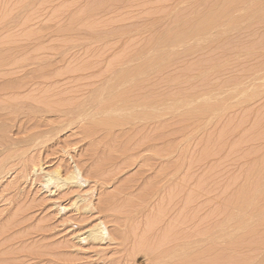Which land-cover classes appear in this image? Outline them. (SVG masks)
Here are the masks:
<instances>
[{
    "label": "rangeland",
    "instance_id": "374dc122",
    "mask_svg": "<svg viewBox=\"0 0 264 264\" xmlns=\"http://www.w3.org/2000/svg\"><path fill=\"white\" fill-rule=\"evenodd\" d=\"M238 1L0 0V264L264 260V0ZM134 79L137 127L109 108Z\"/></svg>",
    "mask_w": 264,
    "mask_h": 264
},
{
    "label": "bare ground",
    "instance_id": "6f19581e",
    "mask_svg": "<svg viewBox=\"0 0 264 264\" xmlns=\"http://www.w3.org/2000/svg\"><path fill=\"white\" fill-rule=\"evenodd\" d=\"M240 1V0H239ZM238 1V2H239ZM235 2V1H234ZM233 2V3H234ZM220 3V2H219ZM231 3V2H230ZM233 3H231V4H233ZM214 4V3H213ZM213 4H211V5H213ZM236 4H238V3H236ZM235 6V5H234ZM222 7V6H221ZM230 7H231V5H230ZM219 8V7H218ZM229 9V8H228ZM217 10V9H216ZM217 13V12H216ZM190 17V16H189ZM184 18V17H183ZM185 20V19H184ZM199 28V27H198ZM204 28V27H203ZM187 29V28H186ZM169 37V36H168ZM176 37H178V36H176ZM125 60V59H124ZM140 64V63H139ZM141 65V64H140ZM129 66V65H128ZM139 67V66H138ZM143 69V68H142ZM151 69V68H150ZM140 70V69H139ZM138 70V71H139ZM95 71V70H94ZM112 72V71H111ZM114 72V71H113ZM118 72V71H117ZM130 73V72H129ZM138 74L137 75H141V74H143L144 73V71L142 70V71H140V72H137ZM155 73V72H154ZM126 74V73H125ZM70 75V74H69ZM153 75V74H152ZM128 76H130V75H128ZM148 76V75H147ZM102 77H104V76H102ZM107 77V76H106ZM146 77V76H145ZM105 78V77H104ZM137 78V77H136ZM80 79V78H79ZM107 79H108V77H107ZM111 79H112V77H111ZM120 79H122V80H125V79H127V76H122ZM155 79V78H154ZM149 80V79H148ZM151 80V79H150ZM152 81V80H151ZM158 82V81H157ZM157 82H155V84H157ZM114 83V82H113ZM149 83H150V81H149ZM159 83V82H158ZM126 84V83H125ZM160 84V83H159ZM163 84V83H162ZM105 85H106V82H105ZM122 85H123V83H122ZM153 86V84H150V86ZM165 85H166V83H165ZM141 86L142 85H140V83H138V81L136 80V79H134V82H133V88L131 89V96H133V95H135L136 97H134V99H131V97H130V95L128 96H122V98L120 97V99L119 100H117V101H115L109 108H110V110H122V108H126V109H128V110H132V109H137V111L136 112H133V113H131L130 115H129V117H127L126 118V120L129 122V123H131V124H135V126L137 127V125H136V123L138 122L139 123V121L140 120H147L149 117H151V114H150V112H148V111H146L148 108H151V107H153L154 106V100L151 98L152 96H150V98H145V99H142V98H140V96H139V94L141 93L140 92V90H141ZM114 87V86H113ZM113 87H111V88H113ZM117 87V86H116ZM104 88H106V87H104ZM118 88V87H117ZM154 87H152V89H153ZM159 88V87H158ZM5 89V88H4ZM107 89V88H106ZM130 89V88H129ZM155 89V88H154ZM163 89V88H162ZM169 89V88H168ZM7 90L9 91V89L7 88ZM98 90V89H97ZM96 90V91H97ZM104 90V89H103ZM102 90V91H103ZM116 90H118V89H116ZM4 91V90H3ZM89 91V90H88ZM102 91H100V92H102ZM110 91V90H109ZM124 91V90H123ZM128 91V90H127ZM159 91V90H158ZM169 91V90H168ZM178 91V90H177ZM5 92H7V91H5ZM107 92V91H106ZM138 92H139V94H138ZM150 91H148V95H151V93H149ZM166 92H167V90H166ZM179 92H180V90H179ZM0 93H2V92H0ZM162 93V92H161ZM165 93V92H164ZM169 93V92H168ZM11 94V93H10ZM78 94V93H77ZM83 94V93H82ZM107 94V93H106ZM114 94V93H113ZM125 94V93H124ZM123 94V95H124ZM1 95V94H0ZM109 95H110V93H109ZM175 95V94H174ZM180 95V94H179ZM4 96V95H3ZM3 96H0L1 98L3 97ZM8 96H9V93H8ZM85 96V95H84ZM119 96V95H118ZM121 96V95H120ZM163 96H166V95H163ZM168 96V95H167ZM209 96V95H208ZM74 97H75V95H74ZM116 97H117V95H116ZM128 97H130V101H128L126 98H128ZM0 98V99H1ZM3 98H5V97H3ZM159 98H161V97H159ZM60 99V98H59ZM114 100V99H113ZM10 101V100H9ZM8 101V102H9ZM104 101V100H103ZM208 101V100H207ZM77 103V102H76ZM89 103V102H88ZM96 103V102H95ZM159 103V102H158ZM163 103V102H162ZM214 103V102H213ZM6 104H8V106H9V103H6ZM81 104V103H80ZM79 104V105H80ZM92 104V103H91ZM97 105V104H96ZM104 105H106V104H104ZM5 106V105H4ZM78 106V105H77ZM101 106V105H100ZM74 107V106H73ZM85 107V106H84ZM90 107V106H89ZM94 107V106H93ZM107 108L108 106L106 105V106H104L101 110H103L104 111V108ZM214 107V106H213ZM3 108V107H2ZM11 108V107H10ZM70 108H72V107H70ZM95 108V107H94ZM154 108V107H153ZM157 108V107H156ZM201 108V107H200ZM207 108V107H206ZM49 109V108H48ZM53 109V108H52ZM69 109V108H68ZM73 109V108H72ZM71 109V110H72ZM74 109H76V106H75V108ZM77 109H79V108H77ZM76 109V110H77ZM138 109H141L140 111H138ZM203 109V108H202ZM75 110V111H76ZM88 110V109H87ZM65 111H67V110H65ZM98 111V110H97ZM108 111V110H107ZM89 112V111H88ZM102 112V111H101ZM104 112H106V111H104ZM116 112V111H115ZM127 112H129V111H127ZM87 113V112H86ZM108 113V112H107ZM112 113V112H111ZM68 113H66L65 115H67ZM82 114V113H81ZM85 114V113H84ZM126 114V113H125ZM191 114V113H190ZM5 116L7 115V114H4ZM4 115L2 116L3 118H4ZM161 117H162V115H160ZM1 117V118H2ZM0 118V119H1ZM67 118V117H66ZM79 118V117H78ZM153 118V117H152ZM95 119V118H94ZM106 119V118H105ZM72 120V119H71ZM92 120V119H91ZM98 120V119H97ZM10 121V120H9ZM96 121V120H95ZM112 121V120H111ZM119 121V120H118ZM184 121H185V119H184ZM181 122V121H180ZM97 123V122H96ZM112 123V122H111ZM115 123V122H114ZM118 123V122H117ZM99 124V123H98ZM119 124V123H118ZM126 124V123H125ZM130 124V125H131ZM90 125V124H89ZM88 125V126H89ZM124 125V124H123ZM149 125V124H148ZM162 125H163V123H162ZM165 125V124H164ZM94 126H95V124H94ZM97 126V125H96ZM98 126H101V125H98ZM113 126H115V124H113ZM122 126V125H121ZM121 126H119V127H121ZM134 126V125H133ZM153 126H155L154 124H153ZM152 126V127H153ZM157 126V125H156ZM135 127V128H136ZM94 128V127H93ZM97 128V127H96ZM107 128H108V126H107ZM110 128H111V125H110ZM123 128V127H122ZM139 128H141L142 130L144 129V127L142 128V127H139ZM138 128V129H139ZM146 128V127H145ZM150 128H151V126H150ZM162 128H164V126L162 127ZM104 129V128H103ZM157 129V128H156ZM120 130V129H119ZM118 130V131H119ZM150 131H151V129H149ZM154 130V129H153ZM160 130V129H159ZM165 130H166V128H165ZM121 131V130H120ZM119 131V132H120ZM133 131H134V129H133ZM144 131V130H143ZM156 131V130H155ZM88 132V131H87ZM131 132V131H130ZM169 132V131H168ZM91 133H93V132H91ZM139 133V132H138ZM148 133H149V131H148ZM151 133V132H150ZM163 133V132H162ZM123 134V133H122ZM140 134V133H139ZM139 134H138V136H139ZM143 134V133H142ZM152 134V133H151ZM128 134L126 133V136H127ZM132 136H133V134H131ZM135 135V134H134ZM141 135V134H140ZM145 135V134H144ZM166 136H167V134H165ZM158 136V135H157ZM166 136H165V138H166ZM116 137H117V135H116ZM128 137V136H127ZM141 137H143V136H141ZM146 137V136H145ZM162 137V136H161ZM94 138V137H93ZM121 138V137H120ZM122 138H123V135H122ZM129 138H132V137H129ZM155 138V137H154ZM127 139V138H126ZM134 139H136V137H134ZM132 140V139H131ZM131 140H129V142L131 141ZM146 140V139H145ZM144 140V141H145ZM127 141V140H126ZM143 141V142H144ZM151 141V140H150ZM154 141H156V140H154ZM133 142V141H132ZM136 142V141H135ZM161 142H162V140H161ZM137 143V142H136ZM129 144V143H128ZM140 144V143H139ZM138 144V145H139ZM141 144H143V143H141ZM146 144V143H145ZM143 146H145V145H143ZM142 146V147H143ZM134 147V146H133ZM112 148V147H111ZM144 149V148H143ZM123 150V149H122ZM131 149H129V151H130ZM140 150H141V148H140ZM151 150V149H150ZM156 150V149H155ZM154 150V151H155ZM147 151V150H146ZM149 151V150H148ZM147 151V152H148ZM135 152V151H134ZM137 152V151H136ZM142 152V151H141ZM149 153V152H148ZM139 154V153H138ZM133 155V154H132ZM155 155V154H154ZM157 155V154H156ZM155 155V156H156ZM74 157V156H73ZM129 157V156H128ZM150 158H148V160H149ZM144 161V160H143ZM117 162V161H116ZM151 164V163H150ZM35 165V164H34ZM154 165V164H153ZM153 165H152V167H153ZM158 165V164H157ZM150 167V166H149ZM3 168V167H2ZM76 168V167H75ZM120 168V167H119ZM151 168V167H150ZM77 169V168H76ZM118 170V169H117ZM60 171V170H59ZM75 171H77V170H75ZM75 171L72 173V174H70V176H68L69 177V179H74V180H77V182H79V177H80V174H77V173H75ZM79 172V171H78ZM80 173V172H79ZM161 173H163V172H161ZM167 175V174H166ZM167 177V176H166ZM59 178V177H58ZM167 179V178H166ZM140 180V179H139ZM164 180V179H163ZM169 181V180H168ZM166 183H167V181H165ZM164 182V183H165ZM153 183V182H152ZM160 183V182H159ZM150 185V184H149ZM163 185H161L160 186V188L162 187ZM166 187V186H165ZM149 188H150V186H149ZM152 188V187H151ZM151 188L149 189V190H151ZM155 188V187H154ZM146 191H148V190H146ZM149 193V192H148ZM241 194V193H240ZM143 197V196H142ZM231 197V196H230ZM238 197V196H237ZM232 198V197H231ZM231 198H229V199H231ZM146 199V198H145ZM228 199V200H229ZM227 200V201H228ZM230 203V202H229ZM235 204V203H234ZM229 205H231V204H229ZM234 207V206H233ZM233 210V209H232ZM246 211V210H245ZM224 213H226L225 211H224ZM246 213V212H245ZM223 214V213H222ZM225 216V215H224ZM228 216V215H227ZM243 216V215H242ZM226 217V216H225ZM233 217V216H232ZM230 218V217H229ZM232 219V218H231ZM234 219V218H233ZM261 220V219H260ZM229 221V220H228ZM245 221V220H244ZM224 222H226V221H224ZM221 223V222H220ZM102 223H99L98 224V226L96 225L94 228H98V229H95V231H94V228H93V233L94 234H92V231H91V236H93V237H99V236H102L104 233H101V234H99V232H97L96 230H99L101 227H102V225H101ZM225 224V223H224ZM231 223H229V225H230ZM233 224V223H232ZM219 225V224H218ZM248 225H249V223H248ZM226 226V225H225ZM100 227V228H99ZM222 227H224L223 226V224H222ZM225 228V227H224ZM102 229V228H101ZM100 229V230H101ZM228 228H227V226H226V230H227ZM223 230V229H222ZM255 230V229H254ZM102 231V230H101ZM103 232V231H102ZM251 232V231H250ZM253 232V231H252ZM251 232V233H252ZM213 233V232H212ZM231 233V232H230ZM240 233V232H239ZM247 233H248V231H247ZM208 234V233H207ZM214 234V233H213ZM224 234V233H223ZM222 234V235H223ZM226 234H228V233H226ZM246 234V233H245ZM221 235V234H220ZM242 235V234H241ZM212 236V235H211ZM237 236V235H236ZM215 237H219V234H218V236H215ZM217 239V238H216ZM219 239V238H218ZM231 240V239H230ZM226 241V240H225ZM192 242V241H191ZM196 242V241H195ZM210 242V241H209ZM228 243V242H227ZM232 244V243H231ZM218 245V244H217ZM188 246H189V244H188ZM194 246V245H193ZM185 247V246H184ZM192 247V246H191ZM213 247V246H212ZM215 247V246H214ZM209 248H210V246H209ZM216 248V247H215ZM200 249V248H199ZM191 250V249H190ZM209 250V249H208ZM208 250H207V252H208ZM215 250V249H214ZM228 250V249H227ZM185 252H187V250H185ZM199 252H200V250H199ZM188 253H189V249H188ZM210 253V252H209ZM220 253V252H219ZM218 253V254H219ZM191 255V254H190ZM200 255H201V253H200ZM203 255V254H202ZM211 255V254H210ZM198 257H200L199 255H198ZM223 257V256H222ZM225 257V256H224ZM193 258V257H192ZM231 258V257H230ZM233 258V257H232ZM196 259V258H195ZM225 259V258H224ZM192 260L193 259H191V261L190 260H188V261H190V263L192 262ZM197 260V259H196ZM195 260V261H196ZM235 260V259H234ZM212 261H215V260H212ZM222 261H223V259H222ZM226 261V260H225ZM231 261V260H230ZM261 261V260H260ZM184 262V261H183ZM218 262H219V260H218ZM217 262V263H218ZM221 262V261H220ZM232 262H234V261H232ZM199 263V261H197V263L196 264H198ZM212 264H213V262H211ZM214 263H216V261L214 262ZM216 263V264H217ZM231 263V262H230ZM185 264H187V260H186V263ZM189 264V263H188ZM195 264V263H194ZM222 264V263H221ZM224 264V263H223ZM259 264H264V260L261 262V263H259Z\"/></svg>",
    "mask_w": 264,
    "mask_h": 264
}]
</instances>
